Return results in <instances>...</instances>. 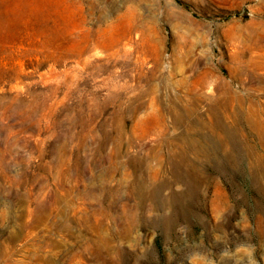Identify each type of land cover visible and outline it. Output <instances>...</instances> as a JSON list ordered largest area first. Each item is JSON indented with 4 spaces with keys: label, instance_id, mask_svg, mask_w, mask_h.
Masks as SVG:
<instances>
[{
    "label": "rangeland",
    "instance_id": "1",
    "mask_svg": "<svg viewBox=\"0 0 264 264\" xmlns=\"http://www.w3.org/2000/svg\"><path fill=\"white\" fill-rule=\"evenodd\" d=\"M0 264H264V0H0Z\"/></svg>",
    "mask_w": 264,
    "mask_h": 264
},
{
    "label": "bare ground",
    "instance_id": "2",
    "mask_svg": "<svg viewBox=\"0 0 264 264\" xmlns=\"http://www.w3.org/2000/svg\"><path fill=\"white\" fill-rule=\"evenodd\" d=\"M94 214H95V212H94ZM83 220V219H82Z\"/></svg>",
    "mask_w": 264,
    "mask_h": 264
}]
</instances>
